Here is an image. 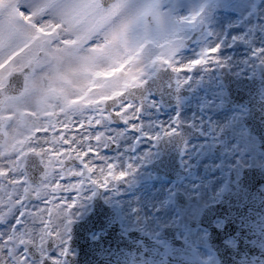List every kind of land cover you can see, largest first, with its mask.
I'll return each mask as SVG.
<instances>
[{
    "label": "snow or ice",
    "instance_id": "snow-or-ice-1",
    "mask_svg": "<svg viewBox=\"0 0 264 264\" xmlns=\"http://www.w3.org/2000/svg\"><path fill=\"white\" fill-rule=\"evenodd\" d=\"M0 264H264V0H0Z\"/></svg>",
    "mask_w": 264,
    "mask_h": 264
}]
</instances>
